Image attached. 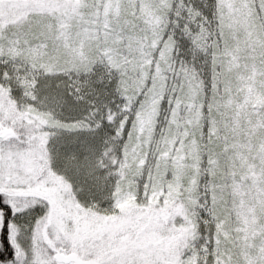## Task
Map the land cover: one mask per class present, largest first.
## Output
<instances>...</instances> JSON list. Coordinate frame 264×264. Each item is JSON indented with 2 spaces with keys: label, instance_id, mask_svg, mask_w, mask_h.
<instances>
[{
  "label": "snow or ice",
  "instance_id": "1",
  "mask_svg": "<svg viewBox=\"0 0 264 264\" xmlns=\"http://www.w3.org/2000/svg\"><path fill=\"white\" fill-rule=\"evenodd\" d=\"M0 264H264V0H0Z\"/></svg>",
  "mask_w": 264,
  "mask_h": 264
}]
</instances>
